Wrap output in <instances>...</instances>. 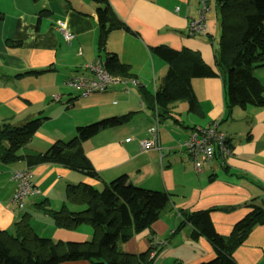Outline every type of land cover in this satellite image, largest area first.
<instances>
[{"label":"crops","instance_id":"crops-1","mask_svg":"<svg viewBox=\"0 0 264 264\" xmlns=\"http://www.w3.org/2000/svg\"><path fill=\"white\" fill-rule=\"evenodd\" d=\"M108 2L114 20L128 30H110L100 50L97 4L93 1L0 0V123L21 125L44 118L18 154L42 152L57 141L66 142L78 126L133 113L127 122L82 142L96 177L57 163L28 166L24 159L0 161V230L11 231L14 222L25 214L40 236L89 240L93 235L90 225L58 228L41 212L39 203L52 210L66 206L78 211L83 205L68 202L67 185L81 182L101 190L105 183L125 175L134 186L169 193L170 202L148 229L121 243L122 251L139 254L150 247L151 240H162L171 249L195 248L196 253L184 264L209 261L214 257L211 244L204 237L191 239L188 223L174 232L180 222L179 212L209 209L216 232L227 236L252 206L264 205V107L233 106L227 112V75L216 66L220 37L216 0H206L205 30L196 34L188 27L191 20L198 19L201 0ZM61 24L72 34L70 40L65 39ZM160 45L196 51L217 74L191 80L198 110L191 111L185 100H179L172 102L168 114L159 119L142 100L139 89L153 93L167 69V64L150 51ZM113 53L127 64L129 74L140 84L138 88L129 84L127 91L117 84L84 96L67 84L75 75H90L85 65L96 58L105 61ZM254 75L264 87V66L256 68ZM154 122L158 128L151 134L148 130ZM214 122L225 133L230 154L224 158L217 154L197 172L183 142L194 127ZM143 139L153 140V146L141 149ZM24 167L30 169L38 193L28 196L24 207L17 209L11 202L15 191L11 175ZM232 256L237 264H264V223L252 228ZM175 258L181 261V257Z\"/></svg>","mask_w":264,"mask_h":264},{"label":"trees","instance_id":"trees-1","mask_svg":"<svg viewBox=\"0 0 264 264\" xmlns=\"http://www.w3.org/2000/svg\"><path fill=\"white\" fill-rule=\"evenodd\" d=\"M97 4L96 16L100 28L99 47L104 49L107 33L124 28L114 20L108 0H91ZM220 15V37L217 44L216 66L227 75V112L233 106L264 107V87L254 70L264 66V0H216ZM1 18V13H0ZM150 51L160 57L167 69L161 84L153 93L139 89L140 96L160 118L166 116L172 102L185 100L188 108L198 110V102L191 80L213 77L217 74L207 66L196 51L182 48L174 50L160 45ZM102 67L112 76L135 79L116 54H111ZM86 69V68H85ZM87 70V69H86ZM90 73V71H89ZM117 85V84H116ZM121 85V84H119ZM122 86V85H121ZM128 91H130V85ZM140 84L136 85L138 88ZM126 89V87H124ZM75 90V89H74ZM80 95V90H76ZM97 93V92H95ZM147 99L149 100L148 103ZM133 113L112 116L75 128L74 136L66 142L57 141L46 150L28 155L18 151L29 143L33 133L41 126L43 117H36L21 125L0 123V161L15 162L24 159L28 166L57 163L66 168L96 177L82 148V142L100 131L127 122ZM68 202L83 205L78 211L66 206L52 210L40 202L41 212L51 217L58 228L72 230L82 224L93 228L92 238L82 242L53 240L38 235L26 215L14 222L13 228L0 230V264H59L83 260L86 264H154L162 246H153L139 253L123 252L121 243L133 234L148 229L169 208L170 194L134 186L125 175L105 183L101 190L86 183L66 187ZM178 232L188 223L190 238L204 237L212 246L214 257L198 264H237L233 252L255 225L264 223V205L252 209L234 223L227 236L216 232L210 210L180 211ZM154 252L153 255L151 253ZM172 264H184L175 260Z\"/></svg>","mask_w":264,"mask_h":264},{"label":"built area","instance_id":"built-area-1","mask_svg":"<svg viewBox=\"0 0 264 264\" xmlns=\"http://www.w3.org/2000/svg\"><path fill=\"white\" fill-rule=\"evenodd\" d=\"M208 8L206 0H201L200 12L198 19L189 22L188 30L191 34L203 33L205 30L204 18ZM66 40L72 38V34L67 32L63 25L60 28ZM87 71H90L89 76L83 74L70 77L67 84L75 90H80V95H88L95 92H104L111 85L121 84L128 91L129 84L136 85L135 79H121L120 77L110 75L103 67L99 60L92 61L85 65ZM157 123L154 122L149 128V133L155 134L157 131ZM154 141L151 139H143L139 142L141 149H147L153 146ZM186 152L190 156L194 169L197 172L202 171L203 165L208 164L218 154L221 157H226L230 154L228 140L224 132L220 131L217 124L214 122L205 126H196L191 131L189 136L183 142ZM11 179L15 182V191L11 197V202L21 209L24 207L25 200L28 196L38 193V189L32 182V174L28 167L14 170ZM165 243L161 240L152 241L153 246H162ZM154 252H152V255Z\"/></svg>","mask_w":264,"mask_h":264},{"label":"rangeland","instance_id":"rangeland-1","mask_svg":"<svg viewBox=\"0 0 264 264\" xmlns=\"http://www.w3.org/2000/svg\"><path fill=\"white\" fill-rule=\"evenodd\" d=\"M194 253H196L195 248L189 246H177L175 249L164 246V249L159 252L158 258L154 264H172L176 260L175 255L181 257V263H185L187 258H190Z\"/></svg>","mask_w":264,"mask_h":264}]
</instances>
